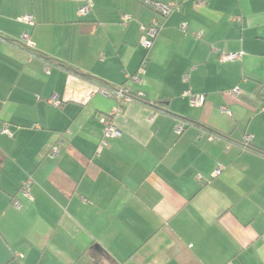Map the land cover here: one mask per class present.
<instances>
[{
    "label": "crops",
    "instance_id": "crops-1",
    "mask_svg": "<svg viewBox=\"0 0 264 264\" xmlns=\"http://www.w3.org/2000/svg\"><path fill=\"white\" fill-rule=\"evenodd\" d=\"M152 1L0 0V264H264V0Z\"/></svg>",
    "mask_w": 264,
    "mask_h": 264
},
{
    "label": "built area",
    "instance_id": "built-area-1",
    "mask_svg": "<svg viewBox=\"0 0 264 264\" xmlns=\"http://www.w3.org/2000/svg\"><path fill=\"white\" fill-rule=\"evenodd\" d=\"M144 3L149 5L151 8H153L158 14L162 15V16H167L170 13L178 10L179 4L176 1H169L167 3H162V2H158V1H152V0H144ZM92 6V0H84V3L78 8V14L83 16L86 15L89 10L91 9ZM128 18L125 17V21ZM21 21L27 23V24H33L34 20L33 17L29 14L24 15L22 18H20ZM159 28V23L156 20H153L152 23L149 26H146L143 29L145 36L141 38L140 40V45H142L145 49H149L151 44H152V40L154 38V36L157 33V30ZM20 40L28 47L31 46L30 43V39H29V35L24 32L21 34L20 36ZM241 57V52H228V53H221L220 54V60L222 62H229V61H235L240 59ZM145 62H143L140 71H143V65ZM237 89L233 90V92H236ZM98 92L108 98H114L118 101L121 100H130L131 96L128 94V91L126 88L124 87H120V88H110V87H106V86H100L98 88ZM189 97H190V103L192 105L195 106H199L203 104V96L199 95V94H191L188 93ZM51 102L58 104L57 101L54 100V97H52L50 99ZM101 122L103 124V130H102V137L99 141V146H104L107 144V140L109 138H112L113 136H116L118 134V130L115 126V124L113 123L112 119L110 118V116H104L101 118ZM184 128V123L183 122H178L176 124L175 127V131L177 134L181 133V131ZM4 131L5 128H4ZM211 138H214V136H211ZM58 152V147L55 145L50 146V151L49 154L50 155H55ZM221 167H217L214 171L215 174H218L220 172ZM32 183L31 178H26L21 186H20V192L22 195L24 196H28L29 195V187ZM20 201L17 199L12 200V206L16 209L20 208ZM263 240H264V235L262 236Z\"/></svg>",
    "mask_w": 264,
    "mask_h": 264
},
{
    "label": "trees",
    "instance_id": "trees-1",
    "mask_svg": "<svg viewBox=\"0 0 264 264\" xmlns=\"http://www.w3.org/2000/svg\"><path fill=\"white\" fill-rule=\"evenodd\" d=\"M66 67H68V66H66ZM70 69V68H69ZM71 70L74 72V73H76V74H78L79 76H81V77H84V78H86V79H89V80H91L92 79V76H90V75H88V74H85V73H82V72H80V71H78V70H76V69H73V68H71ZM103 86V85H102ZM107 87V86H106ZM134 97V96H133Z\"/></svg>",
    "mask_w": 264,
    "mask_h": 264
}]
</instances>
